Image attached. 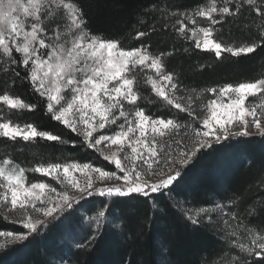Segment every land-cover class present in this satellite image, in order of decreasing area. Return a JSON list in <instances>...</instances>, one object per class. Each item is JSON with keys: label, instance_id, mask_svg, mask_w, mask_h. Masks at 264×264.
<instances>
[{"label": "snow or ice", "instance_id": "1", "mask_svg": "<svg viewBox=\"0 0 264 264\" xmlns=\"http://www.w3.org/2000/svg\"><path fill=\"white\" fill-rule=\"evenodd\" d=\"M173 7L177 9L170 13L175 18L174 24L166 22L165 14V22L159 28L152 24L147 30L135 32L134 39L140 42L139 46L127 49L119 39L91 32L80 0H0V74L3 77L0 104L10 111H35L43 104L44 115L63 124L79 139L64 140L31 123L21 126L11 121L0 122V138L13 142L44 139L97 152L107 147L109 154L103 155V159L114 163L120 173L87 162L49 163L30 169L52 175L61 186L57 191L42 182L25 187V169L19 166L7 175L0 168V177H5L0 181V201L24 214L21 219L27 229L21 233L0 231V236L13 238L9 243L40 236L42 228L60 220L65 212L89 197L111 198L100 201L103 210L95 217L83 216L82 224L89 233L73 246L89 253L100 239L105 224L110 222L113 197L135 194L151 199L156 193L171 194L186 167L204 150L238 137H264V78L207 89L214 96L227 95L229 102L216 107V100L212 99L210 118L201 119L194 107L197 97L188 94L195 93L196 89L185 85L181 73L169 70L166 63V58L180 51L212 52L219 60L224 58V53L240 57L264 48V0H211L210 4L191 11H181L179 5ZM160 11L156 6L148 14ZM245 18L250 22L259 21L256 36L246 43H225L220 35L222 27L217 26ZM169 28L192 47L174 46L168 51L153 53L151 43H145L144 39L157 32H168ZM205 67L199 65L200 70ZM144 69L155 71L143 83L150 84L155 95L169 108L186 113L187 121L154 116L140 106L141 82L137 80V72ZM21 86L29 87L40 103H27L13 95ZM250 97L255 101L249 100ZM149 128L151 136L146 135ZM11 163L4 161L5 165ZM76 169L82 174V183L72 175ZM259 179L264 185V169ZM97 181L103 186L98 187ZM73 189L78 195H69ZM237 199L230 198L231 204L235 205ZM227 207L221 203L213 208L202 207L194 214L186 213V219L192 225L207 226L223 237L226 248L222 247L216 255L226 257L227 264H264V223L249 226L251 218L264 216V200L245 204L235 211L226 210ZM152 208H157L155 202ZM217 210L224 217L223 228L213 222V213ZM32 212L42 213L44 219L33 220ZM71 216L69 213L64 217L65 230L58 238L59 244L70 242L72 232L81 227V221H73ZM113 227L123 230V221ZM48 257L47 264H71L63 259L56 261L51 254ZM197 264H217V261L202 256ZM219 264H224V260Z\"/></svg>", "mask_w": 264, "mask_h": 264}, {"label": "trees", "instance_id": "2", "mask_svg": "<svg viewBox=\"0 0 264 264\" xmlns=\"http://www.w3.org/2000/svg\"><path fill=\"white\" fill-rule=\"evenodd\" d=\"M219 2V0H218ZM211 0H80L88 27L91 32L103 37L119 39L123 46L132 49L139 46L134 39L135 32L147 30L152 24L159 28L165 22L175 23L170 13L177 10L191 11L197 7L210 4ZM158 6L162 11L148 14V10ZM155 16V19H153ZM259 21L250 22L248 18L228 22L222 27L225 43L241 44L249 42L256 36ZM151 51L158 54L174 46L178 49L191 48L188 41L182 40L171 28L168 32H157L150 38ZM14 55H18L14 53ZM223 59H216L212 52L200 50L189 51L166 58L169 70L181 73V79L196 93H208L209 88H219L225 84H238L264 78V48L253 54L232 57L224 53ZM199 65H207L200 70ZM0 74V79H2ZM141 82L138 95L140 106L146 113L154 116H171L186 120V115L174 108H169L162 98H158L150 84H144L142 76L137 73ZM191 94V93H189ZM27 103H40L39 97L29 87L21 86L13 91ZM11 121L21 126L33 124L39 130L48 131L64 140L79 139L63 124L44 115V105L35 111H10L0 104V122ZM0 160H9L25 169L31 178L37 173L30 169L49 163H91L103 169L114 170L109 161L92 149L72 148L70 144L46 142L44 139L16 142L0 138ZM261 169H264V137L253 135L238 137L234 140L214 144L204 150L185 169L182 176L173 186L171 194L165 192L153 194L151 199L142 195L113 197L110 208V222L106 223L96 246L89 252L78 251L74 242L86 239L89 229L82 224L83 216L95 217L100 201L111 198L89 197L80 201L75 209H69L60 220L42 228L41 235L30 237L23 242H14L0 248V264H47L48 255L54 259L70 261L71 264H197L200 257L216 260L217 264L227 258L216 255L222 247L223 237L207 226L192 225L186 219V213L193 214L199 208H213L216 203L228 206L226 210H237L245 204L258 203L264 200V185L260 183ZM231 199H237L235 205ZM157 208H152V203ZM179 202V206H177ZM72 213L73 221L79 219L81 227L72 232V239L59 244L58 238L64 232V217ZM223 215L217 210L213 213V222L223 228ZM207 225V217L204 218ZM123 221V230H117L113 224ZM248 223V221H245ZM264 223V216L253 217L249 226ZM94 226V225H93ZM14 233L26 232L23 225L5 219L0 213V231Z\"/></svg>", "mask_w": 264, "mask_h": 264}, {"label": "rangeland", "instance_id": "3", "mask_svg": "<svg viewBox=\"0 0 264 264\" xmlns=\"http://www.w3.org/2000/svg\"><path fill=\"white\" fill-rule=\"evenodd\" d=\"M54 27V25H53ZM66 31V29H65ZM155 70H140L137 73L143 77L144 80H147V76L148 75H152L154 73ZM189 94V93H188ZM190 95H193L195 97H197V99L195 100L194 103V107L197 108V112L198 115L201 117V119L203 118H210L211 116V107L212 105H210V101L212 99L216 100V107H219L220 105H227V103L229 102L227 99V95H225V97H220V96H214L212 93L208 92V93H196L193 94L191 93ZM249 100L255 101L254 97H250ZM258 102V101H256ZM127 107V105H126ZM222 110V109H221ZM184 115H186V120H181V121H187L189 118L187 117L186 113H183ZM176 119L180 120L179 118L175 117ZM198 127H202V124L197 125ZM137 135H139V133L137 132ZM146 135H153L150 131L146 133ZM114 150V148H113ZM102 156L103 155H107L109 154V149L107 147L102 148L101 152H99ZM110 162V161H109ZM112 164V166L114 167L112 171H117V174H120L118 170L115 169V165L114 163L110 162ZM15 166H19L17 164H15L14 162H12L10 165H5L4 161L0 160V168H4L6 175L11 171V169ZM20 167V166H19ZM21 168V167H20ZM103 169V168H102ZM106 170V169H104ZM109 171V170H107ZM72 175L74 177L80 178L81 183L83 182L82 180V174L80 172L79 169H76L75 171L72 172ZM153 179H156L155 177ZM5 177H0V181H4ZM46 183L51 185L52 187L57 188V191L61 190V186L58 184V182L56 180H54L52 178V175H44L43 173H37L36 177L31 178L28 175H24V185L25 187H29L32 183ZM115 183V182H113ZM122 183V181H121ZM97 186L98 187H102L103 185L99 183V181H97ZM47 192V190H45ZM78 195V193H76V190H70L69 191V195ZM30 207V206H29ZM0 213L5 216L6 218H8L10 221H13L17 224L23 225L22 219L21 217L24 215L16 210H12L11 209V205L8 204L7 206H5V204L3 203V201H0ZM31 218L33 220L35 219H44L42 213H36V212H32L31 213ZM13 238L12 237H3L0 236V244H4V246L12 244L9 243V241H11ZM15 242H21V241H15Z\"/></svg>", "mask_w": 264, "mask_h": 264}]
</instances>
